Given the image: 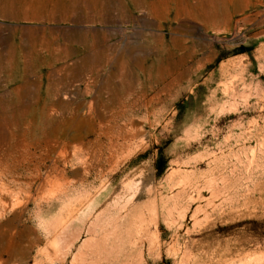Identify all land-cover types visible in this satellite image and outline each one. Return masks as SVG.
<instances>
[{"label": "rangeland", "instance_id": "obj_1", "mask_svg": "<svg viewBox=\"0 0 264 264\" xmlns=\"http://www.w3.org/2000/svg\"><path fill=\"white\" fill-rule=\"evenodd\" d=\"M0 264H264V0H0Z\"/></svg>", "mask_w": 264, "mask_h": 264}]
</instances>
